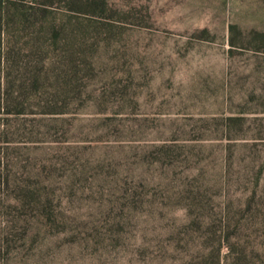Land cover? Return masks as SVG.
Returning a JSON list of instances; mask_svg holds the SVG:
<instances>
[{
	"label": "rangeland",
	"instance_id": "rangeland-1",
	"mask_svg": "<svg viewBox=\"0 0 264 264\" xmlns=\"http://www.w3.org/2000/svg\"><path fill=\"white\" fill-rule=\"evenodd\" d=\"M0 264H264V0H0Z\"/></svg>",
	"mask_w": 264,
	"mask_h": 264
}]
</instances>
